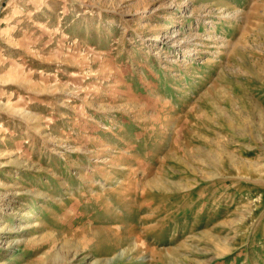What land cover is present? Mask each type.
Masks as SVG:
<instances>
[{
	"label": "rangeland",
	"instance_id": "rangeland-1",
	"mask_svg": "<svg viewBox=\"0 0 264 264\" xmlns=\"http://www.w3.org/2000/svg\"><path fill=\"white\" fill-rule=\"evenodd\" d=\"M0 264H264V0H0Z\"/></svg>",
	"mask_w": 264,
	"mask_h": 264
}]
</instances>
